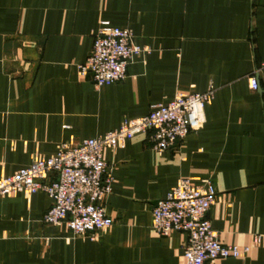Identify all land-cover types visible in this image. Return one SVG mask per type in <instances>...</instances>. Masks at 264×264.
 I'll return each instance as SVG.
<instances>
[{
	"label": "crops",
	"instance_id": "crops-1",
	"mask_svg": "<svg viewBox=\"0 0 264 264\" xmlns=\"http://www.w3.org/2000/svg\"><path fill=\"white\" fill-rule=\"evenodd\" d=\"M101 21L146 51L123 81L96 87L78 66ZM210 87L203 126L170 151L153 150L148 134L103 150L112 226L94 241L44 225L42 192L0 199V264H185L186 234L159 236L151 213L186 179L213 182L219 243L249 248L205 264H264V0H0V177Z\"/></svg>",
	"mask_w": 264,
	"mask_h": 264
},
{
	"label": "built area",
	"instance_id": "built-area-1",
	"mask_svg": "<svg viewBox=\"0 0 264 264\" xmlns=\"http://www.w3.org/2000/svg\"><path fill=\"white\" fill-rule=\"evenodd\" d=\"M92 50L78 73L96 87L119 83L134 57L145 49L134 43L130 30L99 22ZM252 91L258 89L254 76L248 78ZM214 90L205 93H178L166 104L150 107L146 116L124 119L118 128L101 136L60 144L53 156L36 159L28 166L0 177V199L22 195L29 198L42 192L51 201L42 223H62L74 236L95 240L112 226L105 213V201L111 194L114 177L102 158L104 149L124 148L137 134H148L151 148L164 153L175 148L188 134L198 132L204 124V108ZM216 190L210 179L199 182L180 180L165 197L158 200L151 213V228L161 237L171 232L186 234L183 248L185 264H205L220 259H236L249 252L248 247L219 243L211 227L208 212L216 202ZM260 238H254L257 246Z\"/></svg>",
	"mask_w": 264,
	"mask_h": 264
}]
</instances>
